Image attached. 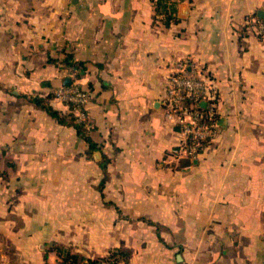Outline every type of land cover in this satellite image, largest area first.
Masks as SVG:
<instances>
[{"label": "crops", "instance_id": "obj_1", "mask_svg": "<svg viewBox=\"0 0 264 264\" xmlns=\"http://www.w3.org/2000/svg\"><path fill=\"white\" fill-rule=\"evenodd\" d=\"M260 9L179 0L166 27L152 0H0V264H58V248L83 260L122 249L128 264H264ZM183 57L219 96L217 135L192 159L169 154L180 133L161 100ZM68 77L91 95L93 154L31 100L67 115L54 90Z\"/></svg>", "mask_w": 264, "mask_h": 264}, {"label": "built area", "instance_id": "obj_2", "mask_svg": "<svg viewBox=\"0 0 264 264\" xmlns=\"http://www.w3.org/2000/svg\"><path fill=\"white\" fill-rule=\"evenodd\" d=\"M256 30L264 37V17L257 21ZM54 95L72 105L76 120L84 121L89 126L86 105L91 95L88 89L73 80L70 84L56 88ZM161 100L166 119L177 126L180 133L178 142L169 149V154L176 159L199 156L218 132L219 96L214 84L192 58L183 57L174 63ZM85 261H79V264ZM99 264L123 263L103 260Z\"/></svg>", "mask_w": 264, "mask_h": 264}, {"label": "trees", "instance_id": "obj_3", "mask_svg": "<svg viewBox=\"0 0 264 264\" xmlns=\"http://www.w3.org/2000/svg\"><path fill=\"white\" fill-rule=\"evenodd\" d=\"M155 7V14L153 17L154 22L157 20H161L164 26H170L173 22L178 21L180 18L177 15L178 11V2L179 0H152ZM65 61L74 68H77L79 65H82V62H73L71 61V55H67ZM31 100H33L36 104L45 108L52 116L56 117L62 123L73 124L79 135L85 138V140L89 143V147L87 149L88 154H93L94 150L99 148L98 143L93 140L89 133V127L86 122H79L76 120V114L71 107V112L63 114L60 110L56 109L47 98L42 96H32ZM185 163L190 162V160H185ZM1 172V170H0ZM59 254L62 256L61 264H79L80 259L83 260V256L77 253H72L67 249L58 248ZM86 260L84 264H99L103 260H109L111 262H122L123 264H128L129 262V252L117 249L113 250L109 253V255L100 259H92L85 258Z\"/></svg>", "mask_w": 264, "mask_h": 264}, {"label": "water", "instance_id": "obj_4", "mask_svg": "<svg viewBox=\"0 0 264 264\" xmlns=\"http://www.w3.org/2000/svg\"><path fill=\"white\" fill-rule=\"evenodd\" d=\"M258 15L260 16V17H264V10H262V9H260L259 11H258ZM72 82V79L71 78H66V84H70ZM205 101H203L202 102V104H204L205 105ZM97 155H99V154H97Z\"/></svg>", "mask_w": 264, "mask_h": 264}]
</instances>
